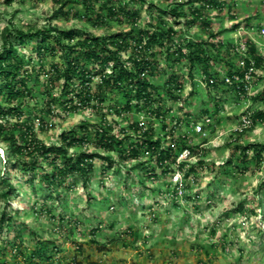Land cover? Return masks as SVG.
Instances as JSON below:
<instances>
[{"label":"rangeland","instance_id":"rangeland-1","mask_svg":"<svg viewBox=\"0 0 264 264\" xmlns=\"http://www.w3.org/2000/svg\"><path fill=\"white\" fill-rule=\"evenodd\" d=\"M64 1L67 4L62 10L67 15L59 11ZM102 2L108 0H100L96 6ZM216 3L220 7L203 10L208 27L200 22L188 27L190 16L173 18L168 14L163 18L176 30V46L172 49L178 44L184 48L187 40L205 42L210 33L215 35L211 42H220L221 48L210 47L213 55L210 71H216L217 78L222 79L228 62L238 67L240 53L236 47L247 38L264 56V0H216ZM109 4L118 2L111 0ZM150 5L153 17L158 15L157 8L168 11L178 6L188 13L198 2L144 0L142 4H129L126 10L140 15L136 27L146 28L153 21L148 11ZM82 14L84 9L77 0H0V34L5 28L27 31L55 25L73 29L83 38L127 31L131 27L121 16V21L108 18L105 24L92 26L80 17ZM15 44L32 76L30 84L34 91L33 97L17 98L11 103L20 105L19 121L16 113L4 108L0 116L3 135H13L19 140L24 131L22 124L29 122L34 124L37 138L49 146L59 142L62 131L84 121L90 125L99 122L106 107L101 111L86 108L68 113L57 107L51 115L42 113L45 100L42 92L46 89L43 85L48 84V76L40 67L47 72L50 64L60 61V56L46 54L40 58L37 39ZM165 55L164 49L157 52L159 73L151 81L162 86L175 73L183 84L180 100L165 97L164 103L169 110L167 125L175 127L174 137L186 135L194 149L185 161L195 170L183 180V196L174 194L173 173L163 175L156 169L153 174L146 170V166L150 167L147 157L141 159L144 165L116 161L109 168L96 159L87 186L82 185L79 177L70 175L65 186L55 189L43 178L45 162L28 170L22 169L21 162L13 165L4 152L7 143L0 136V178H8L15 187L7 202L0 200V215L3 211L6 214L0 225V264H26L23 252L31 253L38 241L49 246L48 253L55 262L64 263L75 259L80 264H264V150L260 163L255 162L254 152H248L249 168L244 171L237 165L238 152L233 150L235 145L264 147V121L252 123L248 117L253 110L264 112V101L250 98L264 88V66L251 79L250 93L238 94L226 84L212 88L197 65L190 71L186 60L175 61L174 55L167 61ZM35 74L38 80L33 78ZM53 92L58 93V86ZM0 102L2 106L7 104L5 99ZM203 109L208 110L211 122L204 127L205 133H195L193 125L201 121ZM134 117L145 119L143 114ZM107 120L127 126L121 117L112 114H107ZM155 131L157 135L164 134L159 123L155 124ZM169 139L166 138L165 144ZM86 149L94 150L92 145ZM80 150L73 148L70 153ZM228 159L232 162L227 163ZM18 244L20 250L15 251Z\"/></svg>","mask_w":264,"mask_h":264},{"label":"trees","instance_id":"trees-1","mask_svg":"<svg viewBox=\"0 0 264 264\" xmlns=\"http://www.w3.org/2000/svg\"><path fill=\"white\" fill-rule=\"evenodd\" d=\"M99 1L77 0L84 9V14L80 17L92 26H101L108 18L121 21L119 18L121 16L127 19L131 27L127 31L101 36L87 35L83 38H79L73 29L64 30L55 25L27 31L5 28L0 34V101L5 99L7 103L6 106H2L0 102V116H3L4 108L7 107L10 112L17 114L19 121L22 114L20 105L11 103L17 98L33 97L34 86L30 84L32 76L28 68L24 67L25 59L19 55L15 44L17 42L23 45L27 39L38 40L36 51L40 58L46 54L55 56L58 53L60 56V61L50 64L47 72L45 68L40 67V71L48 76L46 79L48 84L43 85L46 89L42 92L45 95L42 113L51 115L57 107L65 113L86 108L97 111L107 108L106 112L100 113L99 122L90 125L84 121L78 126L62 131L59 142L49 146L37 138L33 123L22 124L24 131L19 140L13 135H3L4 127L0 123V136L7 143L4 152L8 161L13 165L21 162L23 170L41 167L42 162H45L47 166L43 170V178L47 185L55 189L65 186L70 175L79 177L82 179V185L87 186L95 170L96 159L104 161L109 168L116 161L119 163L136 161L137 165H144L141 159L147 157L150 167L146 166V170L155 174L156 169H159L160 173L165 175L175 172L172 166L183 149L187 148L191 154L193 153L194 149L189 144L187 136L174 137L175 127L167 125L169 110L164 107L165 97L174 101L180 100L183 89L180 77L171 73L162 86H156L151 81V77L159 73L156 56L160 50L166 51L167 61L174 55L175 61L186 60L190 71L197 65L207 84L212 88L217 89L222 86L221 84L225 85L223 78H217L216 71H210L213 60L210 47L221 48L220 42L217 44L211 42L215 35L210 33V39L205 42L187 40L184 48L178 44V47L172 49L176 46L174 42L176 30L173 26L167 25L163 18L168 14L173 18L190 16L188 27L196 22L208 27L207 16L203 10L220 7L216 0H193L198 2V6L190 7L188 13L178 6L169 8L168 11L157 8L158 15L153 17L151 10L153 6L150 5L148 11L153 21L149 22L146 28L136 27L140 15L126 10L127 5L142 4L144 0H117V5H110L111 0H108L96 6ZM66 4L65 1L61 2L59 7L60 13L64 15H67V12H63L62 9ZM246 42V53L253 60L256 70L263 67L264 56L258 53L251 39L247 38ZM206 45L209 46V50ZM228 50H224L225 53H228ZM245 61L247 66L249 61L247 58ZM228 66L226 76L234 73L242 75L244 71L239 67L234 68L229 62ZM35 71L33 68V72ZM189 75L192 78L191 72ZM38 77L36 74L33 76L36 80ZM57 86L58 93L55 94L53 90ZM231 87L238 94L246 93L243 86L239 90L235 85ZM119 94L121 97L116 98L115 95ZM250 98L253 101H264V88ZM217 111L218 106L215 104L214 113ZM201 112L202 118L209 117L207 109ZM107 114L121 117L127 126H117L119 123L116 120L109 122ZM135 114H143L145 119L133 118ZM248 117H251L252 123L257 120L264 121V112L253 110ZM156 123L161 124L163 136L156 134ZM167 137L170 139L168 144H165ZM89 145L93 146V151L86 149ZM73 148L81 150L72 154L70 150ZM233 150L235 153L238 152L237 165L242 167V171L249 168L250 150L254 152L255 162L260 163L263 159L264 147L260 145H235ZM24 158L28 159V162ZM231 162L227 160V163ZM178 169L183 173L184 180L195 170L186 162L180 164ZM71 186L72 183L68 184V187ZM14 192L15 187L10 180L1 177V202H7ZM5 216L3 211L0 215V225L3 224ZM37 243L31 253L23 252L22 258L26 264H80L75 259L70 263L55 262L48 253L49 246L43 244V241ZM20 245L15 246V251L20 250Z\"/></svg>","mask_w":264,"mask_h":264},{"label":"built area","instance_id":"built-area-1","mask_svg":"<svg viewBox=\"0 0 264 264\" xmlns=\"http://www.w3.org/2000/svg\"><path fill=\"white\" fill-rule=\"evenodd\" d=\"M237 51L240 53V57L238 59V67L241 68L243 71L242 75L238 73H234L231 76H225L224 83L226 85L232 86L235 85V87L239 90L241 86H243V89L245 90L246 94L250 93L251 88V79H253V76L256 73V68L254 66L253 60L249 58V56L246 53L247 50V42L246 40L244 42H241L237 47ZM245 58L248 59L249 63L246 66ZM211 122L210 117H203L200 122H197L193 125V131L195 133H205V126H208ZM246 123L247 120H244ZM191 151L187 148L183 149L176 157L175 166L177 167L175 172L173 173V178L175 180L174 184V194L175 196L182 197L183 196V190H184V184H183V173L178 169V166L185 162L189 157H191Z\"/></svg>","mask_w":264,"mask_h":264}]
</instances>
